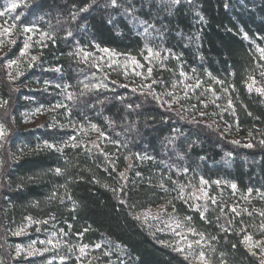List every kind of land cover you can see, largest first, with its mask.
I'll list each match as a JSON object with an SVG mask.
<instances>
[{
	"label": "trees",
	"instance_id": "obj_1",
	"mask_svg": "<svg viewBox=\"0 0 264 264\" xmlns=\"http://www.w3.org/2000/svg\"><path fill=\"white\" fill-rule=\"evenodd\" d=\"M10 2L0 0V11ZM17 2L15 12L4 18L12 23L13 17L23 14L16 22L18 30L35 25V41L43 31L55 43L48 40L47 47L34 45L30 49L31 55L38 57L32 67L28 66V57L18 59L15 68H20V75L14 79L4 63L19 57L21 37L17 36L16 45L0 54V124L4 126L0 137V264H47L49 260L61 264V256L69 257L63 264H189L134 218L139 209L167 205L168 201L175 204L181 217L192 216L191 226L205 233L202 244L211 264H220L221 259L227 264H259L241 241L246 232L256 233L264 223L260 215L264 212V145L260 143L264 140V95L247 88V79L264 65L255 50L257 45L264 47V40L259 39L264 37V0H116L115 5L112 0ZM241 29L250 39L243 38ZM96 45L133 55L141 62L147 48L160 51L166 59L152 61V77L162 82L157 87H170L173 80L180 79L181 68L205 84L223 81L232 101L225 109L230 126L240 139L249 141L234 144L209 122L193 118L186 108L195 105L199 109L203 107L200 101L186 99L185 112H181L154 99L147 89L133 91L135 88L115 82L107 88L89 86L85 90L91 68L74 53L78 49L93 51ZM57 67L62 70H52ZM56 84L69 85L75 101L66 100ZM58 102L69 105L70 114L56 108L49 121L29 128L21 124L23 111L39 105L54 107ZM70 121L76 128L69 126ZM89 122L106 136L85 137V131L91 130ZM81 125L83 130H79ZM73 135L82 141L79 148L64 146ZM44 141L63 146V155L36 151ZM249 143L253 147H246ZM97 144L102 151L95 147ZM104 153L109 154L108 159ZM136 154L152 159H140ZM65 159L69 161L65 176L47 171L64 168ZM109 160L115 163L114 171ZM184 168L189 171L185 173ZM120 172H126V178H119ZM169 176L171 181L191 182L197 187L201 176L209 181V196L217 199L216 205L209 201L206 216L211 223L202 221L198 213L175 199L178 193L172 191ZM69 177L67 188L59 187ZM161 180L168 191L160 187ZM217 180L219 186L212 183ZM233 182L237 184L236 193L230 187ZM122 186L127 196L121 193ZM249 188L253 189L251 194ZM54 190L57 199L50 200ZM190 191L186 189L185 195ZM73 200L79 205L76 211H72ZM121 200L127 203L122 205ZM232 207L240 211L239 216L230 211ZM52 215L54 220L50 219ZM28 217L48 223H32L26 233L14 235L28 223ZM85 228L90 230L83 238L76 235ZM60 229L68 235L62 236ZM48 230L57 233L60 247L31 256L13 255L14 245L31 242ZM96 243L101 247H92ZM81 244H89L90 250L77 261ZM221 253H225L223 258Z\"/></svg>",
	"mask_w": 264,
	"mask_h": 264
},
{
	"label": "snow or ice",
	"instance_id": "obj_2",
	"mask_svg": "<svg viewBox=\"0 0 264 264\" xmlns=\"http://www.w3.org/2000/svg\"><path fill=\"white\" fill-rule=\"evenodd\" d=\"M173 3H179V0H172ZM113 5L116 4V0H112ZM19 7V4L17 2V0H11V2L8 4V6L3 10L0 11V17L9 15L13 12H15V10ZM85 9H81V11H84ZM23 15V14H21ZM21 15H16L15 17H13V22L9 25V26H4V25H0V37H7L10 38L13 35V30L17 27L16 22L21 20ZM74 18V17H73ZM7 23V22H6ZM37 31L36 26L35 25H31V26H23L22 27V33L25 35V38L23 40V47L20 48L19 50V57L17 59H13V60H8L7 64L9 66V68H11L13 65H16L18 63V59L20 58H25L28 57L29 58V67L34 66V62H36L38 60V57L36 55H31L30 53V49H32L34 47V45H39L41 48L43 47H47V43L46 41L51 40L53 43H55V41L52 39V37L49 35V33L47 32H43L41 31L39 33V39H37L36 41H33V35H28L29 33L35 34ZM241 31L243 32V29H241ZM68 35L70 36L71 33H68ZM243 38L245 40L250 39L248 36V33L243 32ZM259 39L264 40V37H259ZM8 43L12 44V45H16L17 41L15 39H8L7 40ZM253 43H255V41H252ZM5 43L4 39H0V45H3ZM97 48H99V45H96ZM102 52L107 53L109 56V59L111 60L110 63H107L106 65H102L99 63L94 64V67H96L100 72H103V68L104 66H107L108 68H113L114 66L119 67L120 64L118 61L112 59V57L114 55H116L114 52H112L111 50L107 49V48H103L100 49ZM147 56H144V60L148 61L149 64L152 63L153 60H162V59H166V57H161V53L160 51H154L152 48H147ZM256 50L260 53V58L264 59V47H260L259 45H257ZM170 51V50H169ZM70 55H73V53H70ZM74 55L76 56H82L84 61L87 62L92 54L89 52L84 51L83 49H78ZM5 56H7V53H5ZM97 59L99 60H103V57H98ZM130 63L134 66L133 71L135 72L136 76H143V78L145 80L149 79L152 76V72H153V68L152 67H148L147 68V74L145 75L142 72L139 71H135V68H143L144 65H142L137 59L136 57H125V61H124V66H125V75H127V65L128 63ZM260 67H264V65H261ZM53 71L56 72H60L62 69L60 67H57L55 69H52ZM193 72H195V69H193ZM17 75H20V73L18 72ZM210 75V74H209ZM261 77H264V71L260 72ZM9 76L11 77V72L9 73ZM93 76H95V73H93ZM180 76L184 77L185 79H187V73H185L183 71V69L181 68L180 71ZM108 78V74L104 73L103 78L100 80V82L91 85L92 88H107L108 84L105 83V80H107ZM249 80L251 81V83H247V88L249 92L255 91L261 95H264V87H254L257 84V81L255 79L254 76H250ZM218 83H223V81H217ZM46 84H49L50 82L46 81ZM113 83H115V81H113ZM156 83H162L161 81H156L153 80L151 84H143L141 87H143L144 89H148L149 94L153 96L154 99L156 100H161L162 96H166V97H170L171 100H163L164 104H167L169 108H171L172 103H178L179 102V97H177L176 95H174V92L172 91H166L162 94H157L153 88V85ZM177 83H180V81H178ZM200 81L197 80L195 85H184L185 88V92H184V98L187 99L188 98V91L187 89L191 88V89H195L198 88L200 86ZM177 86L176 83H174L172 85V88L175 89ZM56 88L61 89V91L64 93L65 95V99L68 101H75L76 97L75 95L71 92L68 91L69 89V85L64 84H56L55 85ZM85 90L89 89V84L85 83L83 85ZM122 87H127L126 85H122ZM133 91H136V89H133ZM228 91V89H224V92L226 93ZM80 95H84V92H81ZM5 103H7L5 101ZM201 103H204L203 101H201ZM229 105L231 106L232 101L229 100ZM129 108L132 107V105H128ZM137 107H139V105H137ZM195 107V106H193ZM204 107H207V104L204 103ZM54 108H64L69 114H70V108L69 105L62 103V102H58L57 104L54 105ZM39 111V109L37 110ZM234 114V112H233ZM201 116L205 115V113L201 112L200 113ZM249 115H251V113H249ZM69 126L76 128V125L74 123H72L70 121ZM53 127H55V125H53ZM59 127L63 128L66 127L65 125H59ZM89 127L91 130L99 132V138H104L106 136V133L102 130H100V128L96 125V124H92L89 122ZM230 127V126H229ZM79 130H83V125L80 126ZM225 131H227V129H225ZM4 135V126L2 124H0V137H3ZM111 143L114 144H118L119 141H110ZM232 143L234 144H239V141H232ZM260 143L262 145H264V140H261ZM82 144V141H78L77 137L75 135L70 136L68 138V140L64 141V146H70L73 149L79 148ZM95 147L97 149H99V145H95ZM246 147H253V145L251 143L247 144ZM43 150H48V151H55L57 153H60L61 155H63L64 152V147L63 146H58V143H49L48 141H44L42 145H37L36 151H43ZM88 152H91V148H86L85 149ZM100 151H102V149H99ZM138 158L140 159H152V157H149L147 155L144 156H140V154H136ZM226 155L231 156V153H227ZM105 159H108L109 154L108 153H104ZM127 159V157H126ZM65 167L61 168V167H56L54 169H48L47 171L57 175V176H65L67 173V166L69 165V161L67 159H65L64 161ZM109 164L112 165L113 167V171L115 170V163L114 161L109 160ZM131 167V165L129 166ZM107 167L105 168V171H107ZM183 171L185 173H187L189 171L188 168H184ZM141 174L139 172H137V176H140ZM118 177L119 178H126V172H120L118 173ZM31 179V178H30ZM167 179L169 181H171V177H167ZM71 182V177L68 178V180L66 181L65 185H60L59 187H64L65 189L67 188V183ZM98 182V181H96ZM172 184L174 185V188L172 189V191H176L178 193V195L175 197L176 200H180L182 201L185 205L188 206V208L195 212L198 213L199 218L202 221H205L207 223H211V221L207 220V216L206 213H208L210 211L209 209V201L212 205H216L217 204V199L215 196H209V192L208 189L211 187V185L209 184V181L204 179L203 176H201L199 178V187H197L196 185H193L191 182H188L187 184H180L177 181H171ZM212 183H214L215 185L219 186L220 185V181H213ZM105 187H108L107 185H105ZM160 187L162 189H164L165 191H168L167 188H165L164 185V181L161 180L160 183ZM231 189L233 190V192H235L237 190V184L236 183H231L230 184ZM186 189H191L190 192L187 193V195H185V190ZM113 191H115V189H113ZM121 193H123L125 196L128 195L127 192L124 191V187L122 186L120 189ZM248 193L251 194V192L253 191V189L249 188ZM69 200H72L71 196L67 197ZM50 200H54L57 199V192L54 190L52 192V194L49 196ZM244 199H247V196L244 197ZM198 201H203V203H199ZM61 203H63V199L60 200ZM120 203L126 204L127 200H121ZM72 211H76L77 208L79 207L78 202L76 201H72ZM132 207L134 208L135 205H132ZM168 207L172 208L171 212H168ZM221 213L223 214V208L220 209ZM230 211L232 213H235L236 216L240 215V211L237 210L236 207H232L230 209ZM161 215L167 216L168 219L164 220V227L159 228L158 231L160 232H164V231H168L170 232L174 237H178L179 239L175 240L172 244H169L168 241L165 240H160L158 241L159 243L168 246V247H172L174 251L182 254L185 258L186 261H189V264H192L193 261L196 262V264H211V261L209 259V257L206 254V251L204 250V245L202 244V241H205V233L203 231H197V229L195 227H192V223H193V217L190 215H185L183 217H181L178 213H177V209L175 204L172 201H168L167 205L165 206H161L160 208V212L157 215H152L150 210H146L143 211L141 213H137L135 215V219L137 220H141V218H143L142 222H147L148 219H153V220H157L160 218ZM249 215H251V213H249ZM260 215L262 217H264V212H261ZM50 219H55V216L52 215L50 216ZM219 218L217 217V220ZM28 220V225H25V228L30 226L32 223H44L47 224L48 221H33L31 217L27 218ZM229 224L232 223L231 220L228 221ZM260 229L262 231V233H264V223L260 224ZM69 231H71L72 229V225L69 224L68 225ZM39 230V229H38ZM90 229L89 228H85L82 232H78L76 233L77 236L83 238L84 233L88 232ZM222 230H225L222 228ZM24 231V228L19 229L17 232L14 233V235H20L22 232ZM241 232L245 231L244 228L240 229ZM60 234L62 236H66L68 235V233L64 232V229H60ZM189 234H191L192 236H198L199 239H194V240H189L188 236ZM153 235H155V233H153ZM57 236L56 232H53L51 234V236L49 237V239L46 241L47 244L52 245L54 248H58L60 247V240L57 239L55 243H53V238H55ZM212 239H216V237H212ZM33 245L36 243L35 241L32 242ZM40 243H45V241H40ZM242 244H244L248 251L253 255H257V253L255 251H253L254 248H259L260 249V256H264V241L261 240H253V237L251 234H246L243 237V240L241 241ZM90 245L89 244H81L78 247V251H79V255L76 256V260L80 261L82 257H86L87 255V249H89ZM92 247L95 248H100L101 247V243H96L94 245H92ZM233 248H235V245H233ZM49 249L45 248L42 251H48ZM24 251L23 246L17 245V250H16V254L19 256L21 254V252ZM41 250L40 249H35L33 248L31 251H27V255L31 256L34 254L39 253ZM220 256L223 258L225 256V253H221ZM55 259V257L53 258ZM61 264H63L64 261L68 260L69 257H65V256H61L60 258ZM47 264H52V260L47 261ZM220 264H227L226 260L221 259L220 260ZM259 264H264V259H260Z\"/></svg>",
	"mask_w": 264,
	"mask_h": 264
},
{
	"label": "rangeland",
	"instance_id": "obj_3",
	"mask_svg": "<svg viewBox=\"0 0 264 264\" xmlns=\"http://www.w3.org/2000/svg\"><path fill=\"white\" fill-rule=\"evenodd\" d=\"M10 24L11 23L8 21V19L4 18V16L0 17V25L9 26ZM28 35H33V41H35L36 34L29 33ZM17 36L21 37L20 41H21L22 46H23V40L25 38V35L22 33V28H19V30H18V28H15L13 30V35L10 38L0 37V39L5 40V43L3 45H0V54L7 52V50H9L10 47L12 46V44L8 43L7 40L8 39H16ZM256 47H255V50H256ZM100 49H103V48H96L93 51H86V52H89L92 54L91 58L87 62H85V64L91 68V72L89 73V75L87 77V81H86L87 84H89V86L100 82V80L104 76V73L108 74V78H107V80H105V83H107V84L113 83V81H115L116 83L124 84L127 86H131L135 89H141V90L144 89L143 87H141L143 84H151L152 81L154 80L152 76L147 80H145L143 78V76H136L135 72L133 71L134 66L130 63V61L127 65V75H125V66H124L125 57L126 56L135 57V56L129 55V54H120V53H116V52H114L116 55H114L112 57V59L118 61L120 66L119 67L114 66L113 68H108L107 66H104L103 72H100L96 67H94V64L99 63L102 65H106L107 63L111 62L108 54L102 52ZM256 52L259 53L257 50H256ZM147 54L144 56H147ZM259 56H260V53H259ZM98 57H103L104 59L99 60V59H97ZM262 60L264 61V59H262ZM139 62L142 65H144V67L143 68H135V71L142 72L146 75L147 74V68L152 67V63L149 64V62L144 60V58H143L142 62L141 61H139ZM4 66L8 71V75L11 72V77L9 76L10 78L14 79V78H16V76H18L17 71H20V70H18L20 68H15V65H13L11 68H9L7 61L4 63ZM260 66L258 67L259 71L256 72L255 75H253L257 81V84L254 87H264V77H261V75H260V72L264 71V68L260 67ZM93 73H95V76H93ZM178 76H180V73ZM187 77L188 78L185 79L184 77L180 76V79L173 80L170 87H166L163 85L160 87H157L156 84H158V83H156L153 85V88L157 94H162L166 91L174 92V95L179 97V102L178 103H172L171 107H173V108H175L181 112H185V109L183 107V106H185L184 103L186 101V99L184 98V92H185L184 85H195L196 81H197V80H195V78H193L189 74H187ZM198 80L201 82L200 86L198 88H195L194 90L191 88L187 89V91H188V98L187 99H190V100L192 99V102L200 101V104H202L203 107L196 109L195 107H193L195 105H191V108H186L187 112L189 114H191L193 118H199V119H202L204 121L209 122V124L213 125V127L218 129L223 135L227 136L229 139H233L235 141L242 140V141L248 142L249 140L246 137L240 139L241 135L239 133H237L235 128L233 129L232 126H230L229 112L227 114V110H225V109H229V106H230L228 103L229 102V94H228V92H226V93L224 92V86L221 83H216L215 80L211 81L210 84H208V83L205 84V81H203L201 79H198ZM178 81H180V83H177ZM174 83L177 84L175 89L172 88V85ZM247 83H251L249 78L247 79ZM161 100L162 101L163 100H171V98L166 97V96H162ZM201 101L206 103L207 107H204V103H201ZM165 105H167V104H165ZM38 109H39V111H37ZM54 109H56V108L39 105L32 110L23 111L21 113L20 122L24 127H27V128L37 126V125L42 124L46 121H49V117L51 116L50 114L52 112H55ZM201 112L205 113V115L201 116L200 115ZM50 120H52V117ZM225 129H227V131H225ZM85 132H86L85 137H87V138H95L96 139L99 137V135L93 130H90V131L86 130ZM93 141H94V139H93ZM161 206H165V203H160V204H157L155 206L145 207V208L139 209L138 211L135 212V215L137 213H141V212L146 211V210H150L152 215H157L160 212ZM167 210H168V212L172 211L171 209H167ZM167 219H168L167 216L161 215L160 218L157 220H153L150 218L145 223V222H142L143 218H141L140 221L142 223H144L145 226L151 232L160 236L162 238V240L168 241L169 244H172L175 240H177L179 238L174 237L167 230L164 232L158 231L159 228L164 227L163 221L167 220ZM28 223H24L21 227L16 229L15 232H17L21 228H24V231L22 233H26L30 229V226H32V224H31L30 226L25 228V225H28ZM51 234H52V232L50 230H48L47 232L43 231L42 235L38 236L37 239L35 238L33 240L36 242L34 245L32 243L33 241L25 243V244L14 245L12 248L13 255L16 258L21 257V256H27V251H31L33 248L40 249L41 251L39 253L46 252V251H42V250L45 248H47V249H50L51 247L53 248L52 245H49L46 243V241L49 239ZM246 234H251L254 241L255 240L264 241V233H262L260 228L258 231H256V233L246 232ZM55 239H57V238L56 237L53 238V243L56 242ZM188 239L189 240L198 239V236H192L191 234H189ZM242 240H243V238H242ZM40 241H45V243L42 244V243H40ZM17 245L23 246V249H24V251H22L19 256L16 254ZM245 248L247 249L246 246H245ZM87 250H90V248ZM253 251H255L257 253V255H255V256L258 258L259 261H260V259H264V256L259 255V253H260L259 248H254ZM193 263L196 264L195 261H193Z\"/></svg>",
	"mask_w": 264,
	"mask_h": 264
}]
</instances>
